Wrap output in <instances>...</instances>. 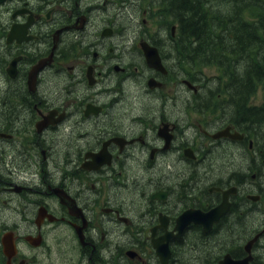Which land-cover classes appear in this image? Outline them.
<instances>
[{"label": "flooded vegetation", "instance_id": "flooded-vegetation-1", "mask_svg": "<svg viewBox=\"0 0 264 264\" xmlns=\"http://www.w3.org/2000/svg\"><path fill=\"white\" fill-rule=\"evenodd\" d=\"M174 1L0 0V264H264L263 127L183 67Z\"/></svg>", "mask_w": 264, "mask_h": 264}, {"label": "trees", "instance_id": "trees-1", "mask_svg": "<svg viewBox=\"0 0 264 264\" xmlns=\"http://www.w3.org/2000/svg\"><path fill=\"white\" fill-rule=\"evenodd\" d=\"M189 2L181 1L180 9L168 3L181 32L179 37L188 49L184 61H199L200 66L216 62L229 77L224 94L233 115L243 118L248 127L264 130V105L246 107L259 87L264 90V0H200V12ZM224 31H236L238 36L227 37ZM216 37L220 46L214 44ZM232 70L242 71L245 78H233ZM213 91L214 95L219 93Z\"/></svg>", "mask_w": 264, "mask_h": 264}, {"label": "rangeland", "instance_id": "rangeland-1", "mask_svg": "<svg viewBox=\"0 0 264 264\" xmlns=\"http://www.w3.org/2000/svg\"><path fill=\"white\" fill-rule=\"evenodd\" d=\"M236 32V31H234ZM237 33V32H236ZM170 48V52L172 51L173 53L176 52V50ZM181 52H183L184 56L185 53L188 52V50L185 49H180ZM174 56V55H173ZM175 57H178V55L176 54ZM196 73L201 72V76L205 79V80H209V82H213V81H218L219 77H222L223 74L221 71L218 70V68L216 66H209V67H197L195 69ZM238 79V78H237ZM226 78L223 79L222 82H220V86L221 88L224 85ZM240 80L242 81L243 79L240 78ZM240 82V81H238ZM264 102L263 100V91L261 90V87L257 90L253 100H252V104H256V105H262ZM252 187H255V185L253 183L250 184Z\"/></svg>", "mask_w": 264, "mask_h": 264}, {"label": "water", "instance_id": "water-1", "mask_svg": "<svg viewBox=\"0 0 264 264\" xmlns=\"http://www.w3.org/2000/svg\"><path fill=\"white\" fill-rule=\"evenodd\" d=\"M149 52H154V51H149ZM148 53V52H147ZM149 54V53H148ZM150 55V54H149ZM156 60V59H155ZM151 64L153 65V66H156V67H158V61L156 60V61H154V60H152L151 59ZM228 194V193H227ZM225 202H227L226 200L224 201V204L217 210V211H215V213L213 214L214 216H215V218H218V217H220L222 214H224L226 211H227V209L229 208V204H226ZM228 203V202H227Z\"/></svg>", "mask_w": 264, "mask_h": 264}, {"label": "bare ground", "instance_id": "bare-ground-1", "mask_svg": "<svg viewBox=\"0 0 264 264\" xmlns=\"http://www.w3.org/2000/svg\"><path fill=\"white\" fill-rule=\"evenodd\" d=\"M181 1H184V0H175V4H176V6H178L179 7V9H180V6H179V4H181L180 2ZM171 53V52H170ZM1 89V88H0Z\"/></svg>", "mask_w": 264, "mask_h": 264}]
</instances>
